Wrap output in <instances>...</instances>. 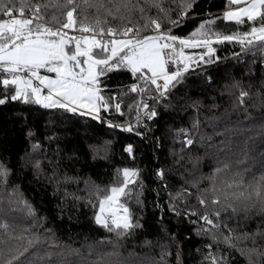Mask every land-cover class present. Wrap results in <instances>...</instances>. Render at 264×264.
<instances>
[{
    "label": "trees",
    "instance_id": "16d2710c",
    "mask_svg": "<svg viewBox=\"0 0 264 264\" xmlns=\"http://www.w3.org/2000/svg\"><path fill=\"white\" fill-rule=\"evenodd\" d=\"M31 2L48 5L42 7L41 22L54 29L66 22L72 8L76 29L81 23L96 28L99 21V27L123 31L142 27L144 17L159 19L147 5L142 17L132 4L117 12L108 0ZM57 2L67 6L53 8ZM177 3L192 7L172 27L170 21L183 15ZM162 6L172 9L162 20V30L171 28L172 35L184 39L192 38L209 19L215 20L211 32L221 37L254 24L246 18L241 24L223 20L225 10L235 6L229 0H162ZM76 29L68 35L79 37L82 33ZM152 33L145 29L140 36ZM178 47L177 42V52ZM212 47L210 58L205 48L185 47V56L204 55L212 62L190 61L180 82L158 100L155 86L126 68L101 77L100 94L115 99L101 109L98 119L45 108L34 98L0 105V162L9 170L6 183L0 184V224L25 237L12 242L15 254L34 234L40 243L29 249L32 264H213L210 257L215 264H264V188L256 194L257 181L264 176V47L237 42ZM167 68L175 71L176 65ZM4 78L7 73H0V80ZM133 85L145 91L133 93ZM241 91L248 93L243 104ZM5 94L0 87V96ZM139 101L149 105L144 113L154 108L157 115L148 119L142 107H129ZM128 126L133 131H125ZM187 139L193 144L185 145ZM128 146L131 153L125 150ZM224 165L228 168L215 173ZM124 169L138 175L128 185L132 195L120 196L119 202L139 226L118 236L94 218L100 201L113 187L122 186ZM160 170L163 177L157 175ZM205 215L219 227L200 219Z\"/></svg>",
    "mask_w": 264,
    "mask_h": 264
},
{
    "label": "snow or ice",
    "instance_id": "6c2138e0",
    "mask_svg": "<svg viewBox=\"0 0 264 264\" xmlns=\"http://www.w3.org/2000/svg\"><path fill=\"white\" fill-rule=\"evenodd\" d=\"M108 2L115 7L117 12L132 4V8L139 11L142 17L146 11L143 5H147V10L150 11L153 8L156 10L159 19L144 17L146 22L142 27L126 28L123 31L99 27V21L96 28L81 23L76 29L77 22L73 18L76 9L72 8L66 12V22L54 29L41 22L43 19L41 10L42 7L47 8V4H33L31 0H0V14L7 17L0 19V73H7L10 76V78L0 80V87L6 93L0 96V105L9 100L29 102L31 98H34L35 103L43 104L45 108L58 107L65 111L79 112L81 115H91L98 119L101 109H107L110 100L115 99V97L105 99L100 94V78L107 76L110 72L126 68L133 75L139 74L138 79L155 86V91L159 96L154 99L158 100L167 97L171 88L180 82L184 73L188 72L191 67L190 61H195L197 64L212 62L211 59H205L204 55L185 56L183 51L185 47L205 48L209 58L215 51L212 47L213 43L235 40L246 47L257 44L264 47V0H251L250 3L248 0H229L230 5L243 4V6L223 13V19L227 21L241 24L245 23L246 18L247 21L254 22L250 31L239 36L223 35L221 37V34L211 32L210 26L215 23V20L209 19L201 24L189 39H179L171 35V28L167 32L162 30V20L167 19L169 12L172 11L171 8L162 6V0H136L134 4L132 0H108ZM72 3L73 0H67V4ZM169 3H176V0H169ZM66 6L59 5L58 2L52 4L53 8ZM99 7L104 8V3L101 2ZM177 7L181 8L183 15H180L177 20L170 21L172 27L178 26L180 19L189 14L192 4L177 3ZM106 10L111 14L110 8ZM25 13L28 14L27 17ZM256 24L259 26H255ZM73 29L82 34L79 37L68 35L67 30ZM145 29L156 34L141 37L140 32ZM104 36H108V39L104 40ZM117 36L123 38L117 39ZM196 36H200L201 39H194ZM210 36L217 38L212 40ZM177 41L179 52H177ZM172 63L176 65V70L170 72L167 65ZM42 69L47 73H54L55 78L41 75ZM34 81L38 83L34 84ZM234 87H239V85H234ZM44 89L48 94L42 96ZM130 91L139 93L145 89L133 85ZM9 92L10 95L7 94ZM247 96V92H240L241 104ZM114 107L119 110L121 105L116 103ZM129 107L137 111L140 107L145 110L149 109V105L143 101L136 102ZM144 115L152 119L157 113L153 108L145 111ZM137 118H139V112ZM193 127L196 128L197 124ZM124 130L131 132L133 128L128 126ZM184 144L192 145L193 140L187 139ZM125 150L131 153L132 147L128 146ZM227 168L228 165H224L223 168L215 169V173H220ZM8 175L9 170L0 162V184L6 183ZM137 175L136 171L123 170L122 186L113 187L112 194L100 201V213L94 218L96 224L110 232H115L118 236L132 227L139 226L132 223L131 213L127 207L117 204L115 209L112 208L117 194L125 197L132 195L128 190V185L135 183L132 177ZM157 175L163 177L164 170L158 171ZM237 175L240 174L237 173ZM232 186L229 185V187ZM262 188H264V176L257 181V195H260ZM185 194H187L186 190ZM105 203L109 206L107 213H105ZM199 203L205 205L206 201L201 199ZM211 203L218 204L219 201L213 200ZM24 206L28 209V215H33V210L26 201ZM177 214L180 213L177 212ZM215 216L219 217L220 212H216ZM200 219L208 225L219 227V225H214L213 220L207 215L201 216ZM23 231L27 232L28 229ZM14 233L15 228L11 225L0 224V264H32L29 261V249L40 243L39 238L33 234V238L28 239V246L22 252L15 254L12 242L24 240L25 237ZM210 259L215 264L214 258L210 257Z\"/></svg>",
    "mask_w": 264,
    "mask_h": 264
},
{
    "label": "rangeland",
    "instance_id": "374dc122",
    "mask_svg": "<svg viewBox=\"0 0 264 264\" xmlns=\"http://www.w3.org/2000/svg\"><path fill=\"white\" fill-rule=\"evenodd\" d=\"M248 2L250 3L251 2V0H248ZM243 6V4H241V5H235L234 7H231V8H229V9H226L225 11H229V10H234L235 8H237V7H242ZM224 20V19H223ZM225 21H227V20H225ZM233 22H235V21H233ZM258 27V26H257ZM248 31H250V28H248V29H244V30H241V31H238V32H236L235 33V35L236 36H239V35H242L243 33H245V32H248ZM117 39H120V38H117ZM211 39H214V38H211ZM179 48V47H178ZM41 75H48V76H50V77H52V78H55V74L54 73H47L45 70H41ZM148 75H150V74H148ZM36 83H38V82H35L34 81V84H36ZM48 93H47V90L46 89H44L43 91H42V96H44V95H47ZM43 105V104H42ZM116 187H120V186H116ZM112 193H110V195H111ZM120 196L121 195H119V194H117V196H116V200L113 202V204H112V208L113 209H115L116 207H117V204H120V202H119V198H120ZM121 205V204H120ZM109 211V206H108V204L107 203H105V213H107ZM100 213V210H99V212H98V214ZM121 215H123V213H121Z\"/></svg>",
    "mask_w": 264,
    "mask_h": 264
},
{
    "label": "built area",
    "instance_id": "2783aa9c",
    "mask_svg": "<svg viewBox=\"0 0 264 264\" xmlns=\"http://www.w3.org/2000/svg\"><path fill=\"white\" fill-rule=\"evenodd\" d=\"M48 26H51L50 24ZM56 28L59 27V26H55ZM69 34H75L76 32L73 31V30H67ZM104 37H108V36H104ZM117 37H121V36H117ZM8 75V74H7ZM8 78H10V76L8 75ZM140 88L144 89V86H140ZM141 113L143 114L144 113V108L142 107L141 109Z\"/></svg>",
    "mask_w": 264,
    "mask_h": 264
},
{
    "label": "water",
    "instance_id": "95a60500",
    "mask_svg": "<svg viewBox=\"0 0 264 264\" xmlns=\"http://www.w3.org/2000/svg\"><path fill=\"white\" fill-rule=\"evenodd\" d=\"M154 34H156V33H152V34H148V35H146V36H150V35H154ZM172 35V34H171ZM175 36V35H174ZM177 37V36H176ZM179 39H184V38H180V37H178ZM216 38H214V39H212V40H215ZM178 42V41H177ZM224 42H236L235 40H233V41H224ZM213 44H216V43H213Z\"/></svg>",
    "mask_w": 264,
    "mask_h": 264
},
{
    "label": "flooded vegetation",
    "instance_id": "af4514ba",
    "mask_svg": "<svg viewBox=\"0 0 264 264\" xmlns=\"http://www.w3.org/2000/svg\"><path fill=\"white\" fill-rule=\"evenodd\" d=\"M116 38H123V37H116Z\"/></svg>",
    "mask_w": 264,
    "mask_h": 264
}]
</instances>
